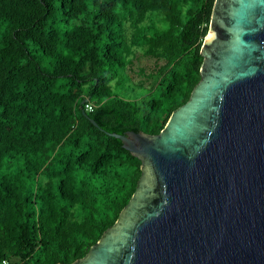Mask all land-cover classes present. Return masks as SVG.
Instances as JSON below:
<instances>
[{"label":"trees","instance_id":"16d2710c","mask_svg":"<svg viewBox=\"0 0 264 264\" xmlns=\"http://www.w3.org/2000/svg\"><path fill=\"white\" fill-rule=\"evenodd\" d=\"M214 3L0 0V264L73 263L114 225L142 162L109 133L189 100Z\"/></svg>","mask_w":264,"mask_h":264},{"label":"water","instance_id":"95a60500","mask_svg":"<svg viewBox=\"0 0 264 264\" xmlns=\"http://www.w3.org/2000/svg\"><path fill=\"white\" fill-rule=\"evenodd\" d=\"M201 53L200 81L159 134L109 133L142 174L70 264H264V0H215Z\"/></svg>","mask_w":264,"mask_h":264},{"label":"rangeland","instance_id":"374dc122","mask_svg":"<svg viewBox=\"0 0 264 264\" xmlns=\"http://www.w3.org/2000/svg\"><path fill=\"white\" fill-rule=\"evenodd\" d=\"M155 66V62L153 59H148L146 57H141L139 60L135 61V67L132 69V72H130V75L132 76L134 82H137L139 79L147 80V78L141 74H137L139 68H145L146 74L150 73L152 69ZM150 80H147V86H149ZM115 91L116 88H114Z\"/></svg>","mask_w":264,"mask_h":264},{"label":"built area","instance_id":"2783aa9c","mask_svg":"<svg viewBox=\"0 0 264 264\" xmlns=\"http://www.w3.org/2000/svg\"><path fill=\"white\" fill-rule=\"evenodd\" d=\"M86 108H87V110H89V111H93V110H94V105H93L92 103H87V104H86Z\"/></svg>","mask_w":264,"mask_h":264}]
</instances>
